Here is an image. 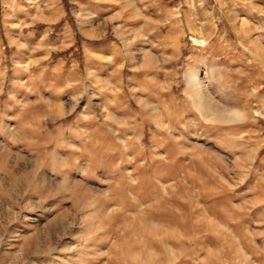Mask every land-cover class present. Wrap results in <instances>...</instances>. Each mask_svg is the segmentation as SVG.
I'll list each match as a JSON object with an SVG mask.
<instances>
[{"label":"rangeland","instance_id":"1","mask_svg":"<svg viewBox=\"0 0 264 264\" xmlns=\"http://www.w3.org/2000/svg\"><path fill=\"white\" fill-rule=\"evenodd\" d=\"M0 264H264V0H0Z\"/></svg>","mask_w":264,"mask_h":264}]
</instances>
